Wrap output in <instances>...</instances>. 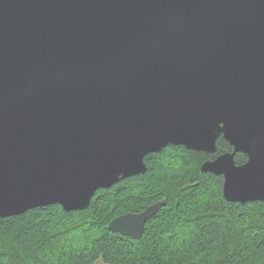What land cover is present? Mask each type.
I'll list each match as a JSON object with an SVG mask.
<instances>
[{"label":"water","instance_id":"obj_1","mask_svg":"<svg viewBox=\"0 0 264 264\" xmlns=\"http://www.w3.org/2000/svg\"><path fill=\"white\" fill-rule=\"evenodd\" d=\"M221 134L233 150L200 171L264 200V0H0L1 218L84 209L147 154ZM163 204L108 227L139 238Z\"/></svg>","mask_w":264,"mask_h":264},{"label":"trees","instance_id":"obj_2","mask_svg":"<svg viewBox=\"0 0 264 264\" xmlns=\"http://www.w3.org/2000/svg\"><path fill=\"white\" fill-rule=\"evenodd\" d=\"M216 146L231 150L222 138ZM210 156L169 144L145 156L143 173L96 190L84 209L51 204L0 217V264H264V200H226L222 176L200 171ZM158 201L139 238L109 229L116 216Z\"/></svg>","mask_w":264,"mask_h":264},{"label":"flooded vegetation","instance_id":"obj_3","mask_svg":"<svg viewBox=\"0 0 264 264\" xmlns=\"http://www.w3.org/2000/svg\"><path fill=\"white\" fill-rule=\"evenodd\" d=\"M219 138H222V139H224L223 138V136H222V134L221 135H219V137L216 139V142H217V140L219 139ZM225 140V139H224ZM226 141V140H225ZM227 143H228V141H226ZM229 144V143H228ZM229 146H230V148H231V150H226V151H232L233 150V147L229 144ZM217 147V146H216ZM226 151H222V152H217L216 150H215V152L214 153H211V155H214L215 154V156H213V157H209V158H207V159H214L218 154H220V153H223V152H226ZM237 153H242V152H237ZM237 153H235V155L237 154ZM208 154V153H207ZM242 154H244V153H242ZM235 155H234V159H235ZM245 156H246V154H245ZM246 158H247V156H246ZM206 160V159H205ZM236 162V161H235ZM245 162V161H244ZM241 163H243V162H241ZM241 163H237V164H241ZM223 178V177H222Z\"/></svg>","mask_w":264,"mask_h":264},{"label":"rangeland","instance_id":"obj_4","mask_svg":"<svg viewBox=\"0 0 264 264\" xmlns=\"http://www.w3.org/2000/svg\"><path fill=\"white\" fill-rule=\"evenodd\" d=\"M94 264H103L101 260L96 261Z\"/></svg>","mask_w":264,"mask_h":264}]
</instances>
